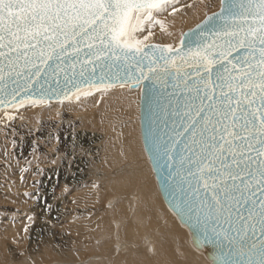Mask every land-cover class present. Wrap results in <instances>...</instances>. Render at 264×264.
Wrapping results in <instances>:
<instances>
[{
    "label": "snow or ice",
    "instance_id": "snow-or-ice-1",
    "mask_svg": "<svg viewBox=\"0 0 264 264\" xmlns=\"http://www.w3.org/2000/svg\"><path fill=\"white\" fill-rule=\"evenodd\" d=\"M170 2L0 0V91L16 85L15 99L20 90L31 89L42 77H59L69 67L74 75L79 66L83 76L120 61L137 69L138 85L174 73L180 78L176 87L185 94L174 93L183 100L173 109L180 124L173 126L165 147L183 144L181 164L189 166L194 181L189 182L190 211L198 221L204 218L216 238L227 241L228 251L211 264H264V0H221L220 12L197 25L201 37L205 26L213 28L211 34L188 51L148 45V36L136 37L146 23L165 30L154 13ZM215 20H223V26L216 29ZM116 86L102 84L95 90ZM125 86L131 87L119 83ZM0 104L7 107L11 100ZM165 155L172 158L170 152Z\"/></svg>",
    "mask_w": 264,
    "mask_h": 264
},
{
    "label": "bare ground",
    "instance_id": "bare-ground-1",
    "mask_svg": "<svg viewBox=\"0 0 264 264\" xmlns=\"http://www.w3.org/2000/svg\"><path fill=\"white\" fill-rule=\"evenodd\" d=\"M220 1L217 0L211 5L215 6L217 10ZM208 4L209 0H171L163 11L154 13L155 18L164 23L165 30L162 31L159 24L146 23L144 31L137 32L136 37L143 39L144 36H148V44L159 43L177 48L182 33H184L181 32L178 35L177 30L186 25L190 26L194 21H197L195 25L201 21L197 15L198 13L199 15L203 14L201 11ZM149 31L151 35H149ZM97 87L99 86L82 89L64 101L33 104L31 103L33 100H26L18 103L15 107L0 110V137L6 134L11 145L16 147L17 153L22 154L23 157L22 163L19 161L12 163L13 172H6L5 168L0 169L1 174L5 173L8 176V180L6 176L2 178L6 184L1 185L0 196L21 204L23 203L21 197L23 189L37 187L39 189L40 187L39 179L33 180L32 178L49 173L51 180L47 185L48 193H46L51 198V200L48 199L57 204L55 209H52L54 215L59 219L64 214L69 216L70 212H67L65 205L72 207L74 202H78L80 205L87 202L86 206H90L85 210L87 213L84 214L83 211V214L80 213L84 220L83 225L78 224L77 226L71 220L76 226L71 227L70 230L78 234L80 236L78 239L86 242L87 245L90 235H94L99 259L102 256L108 258L107 264H185L187 254L192 255L191 257L196 260V263L209 264L205 259L208 257L204 249L200 250L194 247L200 252H195L192 249L186 251L185 246L189 247L188 241L193 246L191 236L185 234L188 230L183 225V227H179V221L165 205L158 191L154 173L140 137V85L135 88L128 86L121 88L117 85L100 91L95 90ZM85 91H90L91 95H83L82 93ZM101 101L102 104H100ZM90 104L97 106L99 114L97 121L93 119L86 121V110L80 107ZM102 105L105 106V109L102 108ZM130 117L133 118L129 120ZM19 121H23L27 127L22 126ZM88 122L91 126H99L101 133L90 130L92 128L88 127ZM13 150L15 149L13 148ZM44 152L47 155L51 154V159L48 162L45 161L47 156H42ZM139 158L142 159V163L145 159L148 173H153L152 176L150 175V179L154 198L149 192L148 185L143 181L146 176L142 172L141 166L143 165H140ZM124 160L127 162L123 163ZM45 175L44 177H46ZM132 186L135 188L129 191ZM68 190L71 191V194L66 196L67 202L59 203L56 200L58 196ZM77 191L83 195L76 197L74 193H78ZM104 192H110L114 196L113 202H117L111 212L116 228L111 232L104 231L102 237L96 238L97 232L100 233L101 230L97 227L102 224L103 219L96 227L95 225L99 222L97 221L98 223L95 224L91 208L98 200H101L99 198H102ZM152 202L158 203L165 215H162ZM109 206H112V202L109 203ZM87 215H89L88 218ZM11 219L0 223V236L3 234L8 240L17 234L16 225H19L15 219ZM24 223L22 222V224ZM104 228L103 230H105ZM188 234L190 235L189 232ZM142 237H144L143 240ZM4 238H0L2 249H5L6 246ZM116 240H124V243L118 246L115 258L110 255L109 245ZM100 241L103 243L99 244ZM78 243L82 245V243ZM122 251H126V254ZM162 258L163 261H161ZM208 260L210 261V259ZM29 262L23 261L21 264H31ZM63 262L67 263L69 260H51L46 264H61ZM41 264L45 263L42 261ZM98 264H102L101 260L98 261Z\"/></svg>",
    "mask_w": 264,
    "mask_h": 264
},
{
    "label": "water",
    "instance_id": "water-1",
    "mask_svg": "<svg viewBox=\"0 0 264 264\" xmlns=\"http://www.w3.org/2000/svg\"><path fill=\"white\" fill-rule=\"evenodd\" d=\"M237 3L241 0H236ZM220 7L213 13L207 14L201 21L194 25L191 29L185 30L182 33L184 42L179 47L183 51H188L189 48L195 49L198 43L209 36L213 30L210 26H205L204 37L200 36V30L197 25H202L205 19L213 16L214 13H219ZM215 19V18H214ZM224 24L223 20H215V27L219 29ZM193 30H195L193 34ZM188 34V35H185ZM181 36V38H182ZM148 45H157L164 47L165 45L150 43ZM145 51H148L146 48ZM157 62L163 64L159 60V53L154 54ZM236 55V54H234ZM149 61L145 57L143 60L145 70ZM187 73H192L191 68H185ZM129 73L132 79H129ZM65 74L68 75V80H65ZM136 68H130L122 61L115 62L109 68L104 66L97 68L95 73L89 69L80 75V67L77 66L75 74L73 75L72 69L69 67L65 72H61L59 77H49L47 81L42 77L39 84L33 85L31 89L20 90L19 94L12 99V90L16 85L9 83L5 91H0V100H11V104L7 107L0 104V110L12 107L20 102L26 100H44V101H64L77 93L80 90L107 85L115 83L119 85L120 82H126L131 85V88L138 86L134 77L137 75ZM151 75V74H150ZM161 79L158 80H143L141 82V92L139 97V126L140 137L143 149L149 159L150 166L153 170L158 191L169 210L176 216L181 225L186 227L191 236V243L196 249H204L205 254L212 261L220 252L228 251L227 241L222 238H216L207 228L203 222V217L200 221L197 220L194 212L190 211L192 204L189 202V182L192 178L188 175V165L181 164V155L183 151V144L172 148L168 144L169 136L173 134V126H179V116L174 115L173 109L178 105H183V100L177 99L174 93H179L180 96L185 94V90L177 88V82L180 78L175 77V74L169 75L167 73H160ZM70 81V82H69ZM23 83V81H21ZM189 86L192 85L191 79L188 81ZM194 95V93H193ZM68 98H65V97ZM179 139V137H178ZM165 152H170L172 158L169 159ZM194 184V181H192Z\"/></svg>",
    "mask_w": 264,
    "mask_h": 264
},
{
    "label": "rangeland",
    "instance_id": "rangeland-1",
    "mask_svg": "<svg viewBox=\"0 0 264 264\" xmlns=\"http://www.w3.org/2000/svg\"><path fill=\"white\" fill-rule=\"evenodd\" d=\"M216 2H217V0H209V4L207 5L208 7L205 6L201 11V13H203V14L199 15V13H198V15H197L198 17H200V20H202L206 16V14H208V13L210 14V13H213L216 11V7L211 5V4L216 3ZM219 7H220V5H219ZM196 22L197 21H194L193 23L190 24V26L186 25V26H183L180 29H178L177 30L178 35L181 32H184L185 30L191 29L195 25ZM145 43L148 44L149 39L147 41H145ZM165 46H168V45L165 44ZM102 98H104V97L102 96ZM88 100H90V99H88ZM100 104H102V101ZM80 107L85 108V110H86V116H85L86 121L88 119L91 121H92V119L97 121V119L99 118V114H98L96 105H91V104L90 105H81ZM104 107L105 106L102 105L103 109H105ZM13 115L16 116V114H14V113H13ZM14 116H13V119L15 118ZM132 118L133 117H130L129 120ZM19 123L22 126L27 127L23 121H19ZM89 123L90 122H88L87 125H88V127L92 128L90 130L96 131V132L100 131L99 126H97V125L91 126V125H89ZM99 133H101V132H99ZM115 137L117 139L116 135H115ZM12 147L15 150H13ZM17 150L18 149L16 147L11 145L10 139L6 136V134H3L2 137H0V169L5 168L6 172H13V170L11 168L12 163L14 161H16L17 163H18V161L21 163L23 162L22 161V159H23L22 154H18ZM40 152H41V149H40ZM42 156H47L45 159L46 162H48V160L51 159V154L47 155L44 152V154ZM52 157H53V155H52ZM126 162H127L126 160L123 161V163H126ZM139 163H140V165H143V166H141V169H142V172L144 173V175L147 177V178L145 177V179L143 181H144V183H146L148 185L149 192L152 193L151 196L154 198L152 182L150 179V175L152 176L153 173H151V174L148 173V170H147L148 166H147V162L145 161V159H143V163H142V159L139 158ZM120 164H122V163H120ZM43 174L40 177L32 178L33 180L39 179V182H40L39 189L37 187V188L23 189L21 191V197H22L23 203L18 204L16 202L6 200L5 197L0 196V223H1V221H6V220L8 221V220H12L11 218H13L19 224V225H16V233L17 234H15L12 239L8 240V238L5 237V235H3V234L0 236V238L5 237L4 243L6 245L4 247L5 249H2V247H0V264H21L23 261L24 262L30 261L29 263H31V264H34V263L41 264L43 261L46 264L51 260H64V261L69 260V262H70V263L69 262H67V263L63 262L61 264H98V261L101 260L102 264H107L108 258H105L104 256H102V258L99 259V255H98L99 253H98L97 249L95 248V244L97 242L94 238V235H90V237L88 239L89 244L87 245L86 242H83L82 240L78 239L80 237V236H78V234H76L74 231L72 232V230H70L71 227L76 226V225L78 226V224L83 225L84 220H83V217H81L80 213L82 211L84 212V214L87 213L85 210L89 209L90 206H88V205L86 206L87 202H84V201L83 202L85 204L83 202L82 203L85 206L78 204V202H74L77 204L72 203V207L69 205L68 206L65 205L64 207L66 208L68 213L70 212L69 213L70 215L68 216V215L64 214V215H62L63 217L61 216L59 219V217L54 215V212L52 210V209H55V206L57 204L52 203L50 201L51 198L47 194L48 193L47 185L50 182L49 180H51V174H49V173H46V175L44 174L46 177H44ZM5 176L8 180V176L5 173L4 174L0 173V187H1V185L6 184V182L3 181V179H2ZM148 176H149V178H148ZM46 181H47V183H46ZM95 183H97V182H95ZM9 188L11 190H13L10 186H9ZM132 188H135V186H132L130 188V190L129 189L128 190L131 191ZM70 192L71 191H69V190L66 191L63 195L58 196V198L56 200L59 203L67 202L66 196L71 194ZM74 194H76L75 195L76 197H78V195H80V196L83 195L80 192H78V193L75 192ZM103 195L101 196L102 198H99L101 200H98L96 202V204L94 206H92V208H91L92 214L94 213L93 216H94L95 224L97 221L99 222L102 219H103L102 224L104 223L103 225L102 224L100 225L101 222H99V223L97 222L98 224L95 225L96 227L99 225L101 226V228H100V226L97 227L98 229H101V230H100V233L97 232L96 238H100V236L103 234L102 232H104V231H106V232L110 231L111 232V230H115V228H116V223L114 222L113 217H111V212H112L113 208L116 207L117 204H115V203H117V202H113L114 196L110 192L109 193L104 192ZM111 202H112L113 207L109 206V203H111ZM153 205L158 208V210L160 211V213L162 215H165V212L162 211V209L160 208L158 203H156V204L153 203ZM78 208H80V209H78ZM83 212L81 214H83ZM88 214L90 215V213H88ZM89 215H87V218L89 217ZM70 216H72V217H70ZM78 216H79V218H78ZM106 217H107V219H106ZM109 219H111V220L109 221ZM71 220L76 225H74ZM22 222L23 223L25 222V223L22 224ZM106 222H108V223L106 224ZM175 222H176V224L178 223L176 221V219H175ZM177 225L179 226V223ZM18 226H19V229H18ZM104 227H106V228H104ZM110 227H113V228H110ZM179 227L181 228L183 226L180 224ZM103 228L105 230H103ZM74 230H76V229H74ZM98 234H100V235H98ZM185 234L190 236L187 231L185 232ZM180 236H181V234H180ZM70 238H72V239H70ZM143 238L144 237H142V240H143ZM183 238H184V236H183ZM104 240H101V241L106 243V241H104ZM101 241L99 244L103 243ZM123 241L124 240H119V241L116 240V242H118V243L113 241L115 243L111 242V243H113L112 245L110 243L109 248L111 251L110 252L111 257H115V258L117 257L116 253H118V246H121L124 243ZM78 242L82 243V245L79 244ZM0 244H1V242H0ZM188 246L189 247L185 246V249L187 252L191 251L190 249H192L195 252H200V251L196 250L193 246H191L189 241H188ZM120 250H119V252H120ZM125 252L126 251H124L123 253H125ZM147 255L150 256L149 253H147ZM187 256H188V258H187ZM187 256H186L187 260L185 259V264H199L198 261H197L198 263H196V260H194L191 257L192 255L187 254ZM205 259L209 264H211L210 261L206 257H205ZM161 261H163V258ZM51 264H55V263H51Z\"/></svg>",
    "mask_w": 264,
    "mask_h": 264
}]
</instances>
